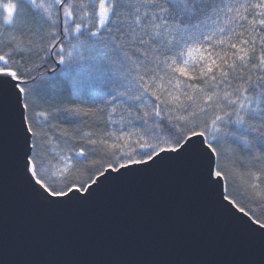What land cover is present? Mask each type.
<instances>
[{
	"label": "snow or ice",
	"instance_id": "6c2138e0",
	"mask_svg": "<svg viewBox=\"0 0 264 264\" xmlns=\"http://www.w3.org/2000/svg\"><path fill=\"white\" fill-rule=\"evenodd\" d=\"M10 203L232 258L13 259ZM0 264H264V0H0Z\"/></svg>",
	"mask_w": 264,
	"mask_h": 264
},
{
	"label": "water",
	"instance_id": "95a60500",
	"mask_svg": "<svg viewBox=\"0 0 264 264\" xmlns=\"http://www.w3.org/2000/svg\"><path fill=\"white\" fill-rule=\"evenodd\" d=\"M92 217L83 215L73 218L48 219L51 227L43 235H37L31 227L35 221H25L16 205L10 203L8 210L9 225V256L13 259L30 258L34 260H67V259H101L119 258L120 250L125 244L130 245L129 258H151V253L159 249L165 258H191L224 260L232 258L226 244L218 238L209 241L203 238L195 240L149 238L144 236L130 237L121 226L117 231H123L121 238L103 236L99 239H88L81 235ZM99 219L97 223H99ZM212 224L221 230V235L229 233V226L220 220L213 219ZM65 235H60V231ZM27 246V251H26Z\"/></svg>",
	"mask_w": 264,
	"mask_h": 264
}]
</instances>
